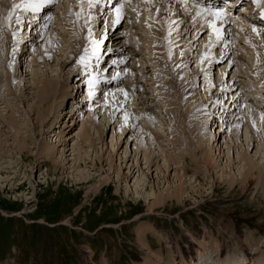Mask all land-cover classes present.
Wrapping results in <instances>:
<instances>
[{
    "label": "rangeland",
    "instance_id": "rangeland-1",
    "mask_svg": "<svg viewBox=\"0 0 264 264\" xmlns=\"http://www.w3.org/2000/svg\"><path fill=\"white\" fill-rule=\"evenodd\" d=\"M4 1L7 9L14 3ZM86 1L54 0L46 6V0H34L41 2L38 11L17 8L8 26L7 16L0 19V40L4 37L7 44L0 47V264H182L174 251L177 244L191 246L193 264H202L205 258L208 264H264V192L256 178L247 187L240 183L251 162L264 167V161L258 160L264 145L250 128L249 146L246 141L243 146L239 143V133L228 131L240 128L236 124L242 120L243 133L251 115H264V70L259 60L264 54V34L252 36V30L240 28L237 14L229 15L234 22L224 29L220 24L201 28L180 0L176 5L163 0L149 7L141 5L143 0H129L132 3L127 5L119 0L126 12L117 23L115 15H110L116 5L104 10L92 0L94 6L88 2L90 9L85 8L91 15L98 12V22L93 23V18L87 22L89 17L76 15L79 9L85 11ZM263 1L259 3L264 6ZM52 6L55 17L43 20ZM65 10H70V16ZM105 11L110 13L102 15ZM37 13L42 19L31 26L28 21ZM158 18L164 23L170 20L167 41L157 42L151 30ZM76 22L83 33L95 26L97 40L77 36ZM254 23L253 29L264 30L262 23ZM215 29L220 30V39ZM104 30L109 37L105 40ZM25 37L34 40L25 44ZM49 38L59 46L55 51L44 49ZM76 42L80 49L73 48ZM73 49L79 56L63 65ZM176 53H180L178 63ZM203 54H208L206 59L225 56L211 70L205 59L206 66L201 65ZM111 56L121 60L113 64ZM157 56L166 64L161 65ZM81 57H85L83 62ZM197 69L202 70L195 83ZM88 70L97 71L93 80L99 85L107 83L109 76L114 81L118 76L119 84L91 86L83 81L91 76ZM55 77L59 91L52 109L39 121L35 87ZM214 79L219 83L215 88ZM66 83L71 84L69 88ZM64 87L73 93L66 100ZM87 90L91 97H85ZM74 101L80 105L73 117ZM58 104L62 113L67 112L53 119ZM134 117L137 122L132 130ZM85 120L93 123L87 138L81 132ZM217 124L224 125L223 133L216 134L217 140L208 138V130L213 136L212 126ZM98 125L104 130L102 135ZM121 131L124 135L119 140ZM111 137L117 143L112 153ZM149 139L152 144L155 141L152 148ZM52 143L59 165L43 155L45 145ZM211 144H218L224 154L217 156V163L207 165L204 156L211 152ZM165 149L187 171L182 177L185 191L180 200L168 198L151 210L155 196L172 191L179 183L176 165L171 161L168 167L164 161L161 151ZM185 149L188 153L183 158ZM150 156L154 158L151 165ZM81 176L88 181L81 183ZM234 178L237 182L231 183ZM146 228L149 246L140 239Z\"/></svg>",
    "mask_w": 264,
    "mask_h": 264
},
{
    "label": "bare ground",
    "instance_id": "bare-ground-1",
    "mask_svg": "<svg viewBox=\"0 0 264 264\" xmlns=\"http://www.w3.org/2000/svg\"><path fill=\"white\" fill-rule=\"evenodd\" d=\"M14 1V3H13V5H16V4H18L19 3V1L20 0H13ZM51 1H54V0H46V2H48L49 4H47L46 6H51ZM81 1V0H80ZM92 1V0H91ZM91 1L90 0H88V1H86L87 2V4H83L84 5V9H85V11H84V9H83V11L84 12H81V10L79 9V11L77 12V14H79V15H77L78 16V18L79 17H82V16H85V17H89L90 18V20L89 21H87V22H90L91 20H92V18H93V23H95V21L96 22H98L97 21V18H98V12L95 14V15H93V16H91V14H89V11L90 10H88L87 11V7L89 6V4H91ZM94 2H95V0H93ZM118 1L119 0H108V1H106V3L107 2H111L112 4H111V7H113V5H116L115 7H114V13H110L109 11L107 12V11H105V12H103L102 13V15H105L106 14V12L107 13H110V15L111 14H113V15H115V20H116V22L115 23H117V17H118V13H115V11L117 12V10H119V20L122 18V17H124V14H125V12H126V10H125V7H123V5H121V4H118ZM125 1H127L126 2V5L127 4H131L130 2H129V0H125ZM132 1H135V0H132ZM144 1V3H141V5L142 4H144L146 7H149V5L151 4L152 6H153V4H155L156 2V4H160L163 0H143ZM167 1V0H166ZM174 2H175V5H176V0H173ZM194 1V0H193ZM193 1H186V0H180V3H183V6L186 8V12L187 11H191V12H193L194 13V15H195V18H196V20L198 19L199 20V23L201 24L200 25V27L201 28H204L205 26H207V24H209L210 25V27H214L215 25H221V27H223V29L225 28V26H227V25H230V23H233L234 22V20L233 21H231V18L229 17V15H232V12H231V10H230V7H228L227 9H226V11H222V12H220L221 13V15L219 16V17H217V16H214V15H211V13H214V12H217V11H211V10H209L207 7H205L206 9H204V8H198V7H195L196 5V3L195 2H193ZM88 2H89V4H88ZM135 2H137V1H135ZM134 2V3H135ZM190 2V3H189ZM197 2V1H196ZM93 4H95V3H93ZM258 4V5H257ZM7 5V4H6ZM6 5H5V1L4 0H1V4H0V19H4L3 18V16H7V18H6V25L8 26V13H13V5L12 6H10L8 9H10V11L7 9V7H6ZM175 5H172V7H173V9H175L176 7H175ZM129 6V5H128ZM132 6V5H131ZM143 6V5H142ZM244 6H245V4H244ZM244 6H243V9L245 10L244 11V13H241L240 15H236V16H238V18H239V16H240V18L239 19H237L238 20V22H237V24L239 25V27L240 28H242L243 30H246V31H251L252 30V36L253 35H262V34H264V30H257L258 32H256V31H253V23L252 22H255V20L254 19H249L248 20V18L247 17H249L248 15H247V12L248 13H251V14H253L252 13V10H253V7H251V6H245V8H244ZM262 6H263V4H261V3H259V2H256V6H255V8L257 9L256 11L259 13V17H261V18H264V9L262 8ZM70 7V6H69ZM79 7V6H78ZM86 7V8H85ZM96 7V6H95ZM172 7H171V10H172ZM175 7V8H174ZM246 7H248V9L246 8ZM105 8H107V7H105ZM224 8V7H223ZM63 9H64V7H63ZM88 9H90V7H88ZM104 9V8H103ZM105 10V9H104ZM9 11V12H8ZM57 11L56 10H54L53 11V6L52 7H48L47 9H46V13H47V15L45 16V17H42L43 18V20L45 19V20H49V19H52V18H54L55 17V13H56ZM65 12V14L66 15H68V16H70V10L68 11V10H65L64 11ZM173 12V11H172ZM191 12H189L190 14H191ZM230 12V13H229ZM60 13H63V12H60ZM101 13V12H100ZM64 14V15H65ZM72 15V14H71ZM242 15H244V16H242ZM40 16V14L39 13H37L36 14V18L35 19H33V20H30V21H28V23L31 25V26H33L34 25V23L35 22H37V20H41L42 18H41V16ZM73 16V15H72ZM84 17V18H85ZM173 17V16H172ZM172 17H171V19H172ZM87 18H86V20H87ZM77 19V18H76ZM81 19V18H80ZM69 20V19H68ZM80 21V20H79ZM157 21V23H156V25L155 26H152V28H151V30H152V32H153V35L154 36H156L157 37V42H159V41H161L162 39L163 40H166V37H168V35H170V33H169V31H170V20L169 21H166L165 23L161 20V19H157L156 20ZM69 22V21H68ZM70 22H72V20L70 19ZM81 22V21H80ZM84 22H85V20H84ZM119 22V21H118ZM86 23V22H85ZM92 23V22H91ZM114 23V24H115ZM172 23V22H171ZM33 24V25H32ZM36 24H40V23H36ZM97 25V24H96ZM116 25V24H115ZM264 25V24H263ZM82 27H83V25H81ZM18 27V26H17ZM93 27H95V26H93ZM92 27V28H93ZM164 27V33H163V31H161V29ZM3 28V27H2ZM33 28H35V27H33ZM32 28V29H33ZM78 29V31H76L77 32V36H78V34L80 35L81 34V36L84 38V39H86V40H88V38H90V39H92L93 38V40H97V38L95 39V37H93V30H92V28L90 27H88L89 29L87 30V31H85L84 33L81 31V29L79 30V25H78V23L76 22V24H75V29ZM249 28V29H248ZM264 28V27H263ZM1 29V28H0ZM4 29V28H3ZM196 29V28H195ZM6 30V29H5ZM90 30V31H89ZM163 30V29H162ZM165 30H166V32H168L167 34H165ZM30 32L32 31V30H29ZM33 32V31H32ZM71 32V31H70ZM97 32V31H96ZM173 31H171V33H172ZM1 33V32H0ZM4 33V32H3ZM3 33H2V36H3ZM104 33H106V34H104V39L103 40H105L106 38H109L108 37V32L106 31V30H104ZM174 33H175V31H174ZM4 35H6L5 33H4ZM173 35V34H172ZM195 35V34H194ZM17 37H18V35H16ZM30 37L32 36L31 34L29 35ZM185 36V35H184ZM251 36V37H252ZM27 37V36H26ZM25 37V38H26ZM257 37V36H256ZM255 37V38H256ZM175 38V37H174ZM24 39V37L22 36V38H20V40L19 39H17L16 40V43H15V45H16V47H15V50L14 51H16V49H18V47H19V44H21V41ZM215 39V37H213V40ZM254 39V38H253ZM29 40H34V39H29V38H26V41H25V44L29 41ZM162 40V41H163ZM167 41V40H166ZM6 42V39L3 37V39L2 40H0V47L1 46H3V45H7V44H4ZM87 42V41H86ZM100 42V41H99ZM248 42V41H247ZM250 42V41H249ZM98 43V42H97ZM23 44V43H22ZM226 44V43H225ZM99 45V44H98ZM106 45V44H105ZM209 45V44H208ZM22 46V45H21ZM58 45L56 44V42H55V40H53L52 38L50 39H48L47 41H46V43H45V45H44V49L45 50H49V49H57L58 47H57ZM82 46L80 45V43H78V42H76L75 43V45L73 46V48H77V49H80ZM101 47H103V46H100L99 48H101ZM23 48V47H22ZM19 49H21V48H19ZM55 49H54V51H55ZM77 49L74 51V49L71 51V53L68 55V56H66V58L63 56V58H65L64 60H63V65H66V64H69V62L71 61V59H73V57H76V56H79V54L77 55ZM226 49H227V47H226ZM189 51V50H188ZM19 52V51H18ZM48 52V51H47ZM143 52V51H142ZM178 52H180V51H178ZM16 53V52H15ZM164 53V52H163ZM181 53V52H180ZM179 53V54H180ZM224 53V52H223ZM262 53V52H261ZM19 54V53H18ZM64 54V53H63ZM145 54V53H144ZM166 54V53H165ZM177 55H176V57L174 58V61H176L177 62V60H179L180 58H178L177 56L179 55L178 53H176ZM218 54V53H217ZM216 54V55H217ZM204 55V54H203ZM215 55V58L214 59H206L207 57H208V54H206V55H204V56H202V58H201V65L202 66H206L207 65V68L209 67V64H210V66L212 65V67H211V70L214 68L213 67V65L214 64H216L217 62H219L218 60L219 59H221V58H224V54L221 56V57H217ZM219 55V54H218ZM264 54H260V68H261V70H264V56H263ZM220 56V55H219ZM111 57H113V59H111V61L113 62V64H114V62H118V61H120L121 59H117V58H115L114 59V57L115 56H111ZM158 58H157V61L161 64V65H164V64H166L164 61H163V59L161 58V57H159V56H157ZM185 57V56H184ZM122 58V57H121ZM204 59H205V62H206V65H205V63H204ZM62 61V60H61ZM199 62V61H198ZM175 63V62H174ZM173 63V64H174ZM178 63V62H177ZM231 64V63H230ZM177 66V65H176ZM219 66V65H218ZM178 67V66H177ZM198 67V66H197ZM222 67V66H221ZM179 68V67H178ZM259 68V67H258ZM182 68H180V70H181ZM209 69H210V67H209ZM208 69V70H209ZM200 70H202V69H200ZM200 70H195V76H193V79H194V82L196 83L197 81V78H199V72H201ZM260 70V71H261ZM181 72V71H180ZM192 72V71H191ZM181 74V73H180ZM202 74V73H201ZM219 74H221V73H219ZM22 76H23V74H22ZM211 76H213V75H211ZM220 76H222V75H220ZM54 77V76H53ZM58 77V76H57ZM57 77H55V78H50V79H43L44 81H41L40 83H39V85H36V87L35 88H38L37 90H36V101H38L39 102V106H36V108H35V110L37 111V114H38V120L39 121H42L43 120V118L46 116V114H48L49 113V111L52 109L51 108V104L53 103L52 102V100H53V97H54V95L56 96L57 94V92L59 91L58 90V87H59V83H58V78ZM61 77V76H60ZM223 77V76H222ZM34 78V77H33ZM45 78V77H44ZM67 78V77H66ZM224 78V77H223ZM71 79V78H70ZM74 79V78H73ZM81 79V78H80ZM219 79V78H218ZM20 80V79H19ZM219 80H221V79H219ZM72 81V80H71ZM113 83V82H112ZM62 84V83H61ZM73 84V83H72ZM217 84H219L218 83V81H216L215 79H214V82H213V85H214V88H215V86L217 85ZM222 83H221V81H220V85H221ZM71 85V84H70ZM70 85H68L67 83H66V85H64V86H70ZM78 85V84H77ZM111 85L112 84H110V87H111ZM75 86V85H74ZM73 86V87H74ZM116 86V85H115ZM157 86V85H156ZM69 88V87H68ZM77 89V88H76ZM83 89V88H82ZM89 89V88H88ZM162 89V88H161ZM66 90V91H65ZM69 90H70V92H69ZM68 91H67V88L65 89V87H64V99L63 100H66L69 96L71 97L72 95L71 94H73V93H71V89H69ZM86 90V89H85ZM112 90V89H111ZM163 90V89H162ZM38 91V92H37ZM74 91V90H73ZM77 91V90H76ZM87 93H86V96L85 97H91V93L89 92V90H87L86 91ZM125 96V95H124ZM235 96V95H234ZM84 97V98H85ZM76 98V97H75ZM234 98V97H233ZM232 99V98H231ZM72 100H73V98H72ZM85 100V99H84ZM104 100H105V98H104ZM83 101V100H82ZM160 101V100H159ZM61 102V101H60ZM104 103V105H105V102L106 101H103ZM57 103V102H56ZM83 103V102H82ZM101 104H102V101L100 102ZM62 104H58V106L53 110V119H55V118H57V117H59L60 115H59V113H62V111L59 109V106H61ZM79 105H80V103L79 102H77L76 101V103H75V101H74V103H72V105H71V115L73 114V115H75V113H77L78 111H79ZM99 106V105H98ZM232 106V105H231ZM262 106H264V103L262 104ZM103 107V106H102ZM248 107V106H247ZM232 108V107H231ZM234 108V107H233ZM98 109V108H97ZM246 109V108H245ZM34 110V111H35ZM213 110V109H212ZM250 110H252V109H250ZM255 110V109H254ZM58 111V112H57ZM64 111V110H63ZM256 111V110H255ZM67 112V111H66ZM66 112H64V113H62V114H65ZM69 112V111H68ZM81 112V111H80ZM212 112H214V111H212ZM251 112V111H250ZM258 112H260V110L258 111ZM51 113V112H50ZM172 113V112H171ZM231 113V112H230ZM249 113V112H248ZM211 114V113H210ZM250 114V113H249ZM71 115H70V118H71ZM72 115V116H73ZM217 115V114H216ZM215 115V116H216ZM231 115V118L233 119V114H230ZM62 116V115H61ZM67 116H68V114H67ZM159 116H161V115H159ZM227 116H229V114H227V115H225L224 116V118H226ZM251 116H253V117H251L250 119H249V122H250V126H249V123L247 122L246 123V126L244 127V128H246V129H244L243 128V133L241 132V129H242V126H244L243 125V122H242V120H239V119H241V118H239L238 120V124H240V125H237L236 124V127H240V128H237L236 130H235V127H233V128H231V129H229L228 131H233V134H237V133H239L238 134V139L240 140V142L239 143H241L242 144V146H243V142L244 141H246L245 143L247 144V146H249L250 144H251V135L249 136V128L251 129V131L252 132H254L255 134H257V137L259 138V140H260V142L264 145V133H261V131L264 129V115H262V114H255V115H251ZM74 117V116H73ZM72 117V118H73ZM248 118V117H247ZM166 119V118H165ZM174 119H176V116H175V118ZM230 119V118H229ZM231 119V120H232ZM87 120V119H86ZM82 121V126H83V128H82V131L81 132H83V136H85L86 138L87 137H90L91 136V124H93L92 122H89V121ZM128 120V119H127ZM133 120V119H132ZM137 119H135V117H134V123L132 124V130H134L133 128H135V126H136V121ZM159 121H161L160 119H159ZM163 121H164V118H163ZM162 121V122H163ZM175 121V120H174ZM230 121V120H229ZM157 122V121H156ZM227 122V121H226ZM61 123V122H60ZM63 124H64V119H63V122H62ZM217 123V122H216ZM258 123H260V124H258ZM62 124V125H63ZM157 124H158V122H157ZM53 125H54V123H53ZM62 125H60V127H62ZM145 125H147V124H145ZM158 125H160V124H158ZM211 125V124H210ZM220 124H217L216 125V127H215V129H214V131L212 132V134H213V136H211V128L208 130V132L210 131V133L208 134V135H206V136H208V138H213V139H216V134L217 133H219L220 135H219V137L221 136V133H223L222 131H223V127L222 126H224L225 125V123H224V125H220ZM229 125V124H228ZM160 126H162V125H160ZM98 127H100L99 125H98ZM158 127V126H157ZM173 127V126H172ZM205 127L206 126H204V129H205ZM210 127V126H209ZM164 128V127H163ZM100 129V134L102 135V133H104V130L100 127L99 128ZM159 129H161V128H159ZM218 129V130H217ZM261 129V130H260ZM123 130V129H122ZM125 130V129H124ZM158 130V129H157ZM225 130V129H224ZM248 130V131H247ZM161 131V130H160ZM206 131V130H205ZM58 132V131H57ZM56 132V133H57ZM122 132V131H121ZM131 132V131H130ZM156 132V131H155ZM158 132V133H157ZM155 134L156 135H158V134H160L159 133V130L157 131ZM161 132H163V133H165V131H161ZM252 132H250V133H252ZM263 132V131H262ZM56 133H55V136H57L58 134H62V131H59L58 132V134L56 135ZM124 132H122V134L120 135V137H119V140L121 139V137H122V135H124L123 134ZM151 135V134H150ZM149 135V136H150ZM154 135V134H153ZM153 135H152V137H153ZM210 135V136H209ZM54 136V135H53ZM59 136L60 135H58L57 136V138H59ZM113 137V136H112ZM111 137V144H110V148H111V150H110V153H112V152H115L116 151V144L117 143H113V138ZM155 137V136H154ZM153 137V138H154ZM159 137V136H158ZM218 137V136H217ZM59 140V139H58ZM154 140L156 141V137L154 138ZM207 140H209V139H207ZM212 140V139H211ZM217 140V139H216ZM216 140L214 141V142H216ZM221 140V139H220ZM219 139H218V141H220ZM155 141H152L153 142V144L155 143ZM147 142V141H146ZM149 144H150V148H152L153 147V144L151 143V139H149ZM213 142V144H215ZM224 142V141H223ZM56 143V142H55ZM211 143V142H210ZM221 144H222V142H220ZM213 144H211V152H212V154H211V152L209 153V154H206L205 153V156H204V159H205V163L207 164V165H210V164H214V163H217L218 161L217 160H215V159H217V156L220 158V153L222 152L223 153V150L221 151V149L218 147V149H217V146H218V144H216V146L214 147V145ZM1 145V144H0ZM55 145L56 144H46L45 145V147H44V151H43V155L44 156H47V157H49V159L51 160V161H55L54 159V148H55ZM246 146V145H245ZM246 146V147H247ZM0 148H1V146H0ZM161 150V149H160ZM226 151H227V148L225 149ZM21 151H24V149H23V147L21 148ZM152 151V150H151ZM210 151V150H209ZM208 150H207V152H209ZM127 152V151H126ZM154 152V151H153ZM164 153L163 155H164V161H165V163H166V165L169 167V166H171V161H173V163H174V165H176V175H177V177H178V181H179V183L177 184V186L172 190V191H170V192H167V193H162L161 195L159 194V196H155V199H154V201L150 204V209L151 210H156L154 207L157 205V206H159L158 204L159 203H162V202H164V201H166V200H168V198H172V197H176L177 199H181L182 198V196H183V194H184V184H185V181H182V177L183 176H185L186 175V169H185V167H184V165H180L181 167H179V162L180 161H177L176 162V160H175V158H174V156H176V155H173L172 153L171 154H169V152L165 149V150H162L161 151V153ZM184 152V153H183ZM182 152V156L181 157H183V156H185V154L186 153H188V150L187 149H185L184 151ZM155 153V152H154ZM221 153V154H222ZM151 154V153H150ZM215 154H217V155H215ZM224 154V153H223ZM222 154V155H223ZM227 154H228V151H227ZM226 154V156H228ZM180 156H178L179 158H180ZM177 157V156H176ZM225 157V156H224ZM113 158V157H112ZM121 158V157H120ZM184 158V157H183ZM218 158V159H219ZM228 158L229 157H227V160H226V162L227 161H229L228 160ZM85 159V158H84ZM110 159H111V155H110ZM177 159V158H176ZM223 159V158H222ZM250 159V158H249ZM101 159L99 158V161H100ZM178 160V159H177ZM180 160V159H179ZM224 160V162H225V159H223ZM258 160L259 161H264V153L262 154V156L261 157H258ZM84 161V160H83ZM113 161V160H112ZM149 161V165H151V161H154V158H153V156H150V159L148 160ZM163 161V162H164ZM214 161H216V162H214ZM222 161V160H221ZM157 162V161H156ZM55 163H56V165H59L58 164V161L56 162L55 161ZM85 163V162H84ZM252 164L250 165V169L245 173V176H243V178L241 179V184L242 185H245L246 187H247V185H249V184H251V182H252V180L254 179V178H256L257 179V187L258 186H261V188L263 189V192H264V167H261L260 165H261V163L259 162V164L258 163H253V162H251ZM264 163V162H263ZM223 166V165H222ZM262 166H264V165H262ZM225 167H227V165L225 166ZM166 170H168V169H166ZM200 170V169H199ZM133 172L134 171H129V175H132L133 174ZM164 172V171H163ZM183 172V173H182ZM134 175V174H133ZM256 175H258V176H256ZM253 177V178H252ZM81 183H85V182H87L88 181V177H86V176H81ZM183 179H184V177H183ZM230 182V181H229ZM235 182H237V179L236 178H234V179H231V183H235ZM230 183V184H231ZM186 185V184H185ZM172 189V188H171ZM244 189V188H243ZM140 239L144 242V244L145 245H147V246H149V244H148V242H147V240L149 239V237H148V228H146V229H142L141 230V233H140ZM203 245V244H202ZM193 247L194 248H196L195 247V245L194 244H192V249H193ZM175 249L176 250H174L175 251V253H178L180 256V262L179 263H182V264H193L195 261H194V256H193V251H191L190 249H191V246H184V247H182V246H180V245H176V247H175ZM218 251H219V249H217ZM186 255V256H185ZM187 257H189L190 258V261H188V259H187ZM201 257V256H200ZM160 258V257H159ZM204 258V257H203ZM207 258H205V259H201V261H203L202 262V264H208L209 262H210V260L209 259H207ZM231 264H235V263H231ZM246 264V263H245Z\"/></svg>",
    "mask_w": 264,
    "mask_h": 264
},
{
    "label": "snow or ice",
    "instance_id": "snow-or-ice-1",
    "mask_svg": "<svg viewBox=\"0 0 264 264\" xmlns=\"http://www.w3.org/2000/svg\"><path fill=\"white\" fill-rule=\"evenodd\" d=\"M41 2H42V0H41ZM41 2H34V0H26L25 3L13 5V10H15L17 8H22L24 11L31 10L32 12H36V11H38L40 9ZM90 6H94V5L90 4ZM117 11H118L117 20L119 21V10H117ZM77 15H79V14H77ZM211 15L219 17L221 15V13L214 12V13H211ZM8 19H9V21H11V19H12V13L11 12L8 13ZM16 22L18 24L21 22L19 17L16 18ZM215 31H216L217 39H220L221 38L220 30L219 29H215ZM253 31H257V30L254 28ZM14 35H15V33H14ZM84 59H85V57H81V61L82 62H83ZM125 95H127V94L125 93Z\"/></svg>",
    "mask_w": 264,
    "mask_h": 264
}]
</instances>
